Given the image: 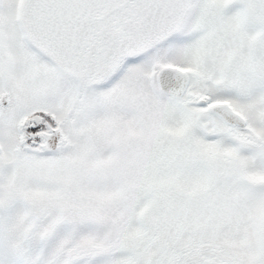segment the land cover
<instances>
[{
    "label": "snow or ice",
    "instance_id": "1",
    "mask_svg": "<svg viewBox=\"0 0 264 264\" xmlns=\"http://www.w3.org/2000/svg\"><path fill=\"white\" fill-rule=\"evenodd\" d=\"M0 264H264V0H0Z\"/></svg>",
    "mask_w": 264,
    "mask_h": 264
}]
</instances>
